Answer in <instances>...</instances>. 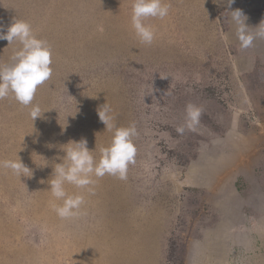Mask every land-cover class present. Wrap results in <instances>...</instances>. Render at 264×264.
I'll use <instances>...</instances> for the list:
<instances>
[{
	"label": "rangeland",
	"instance_id": "374dc122",
	"mask_svg": "<svg viewBox=\"0 0 264 264\" xmlns=\"http://www.w3.org/2000/svg\"><path fill=\"white\" fill-rule=\"evenodd\" d=\"M156 39L142 44L133 0H0V25L27 21L52 50V76L33 104L0 100V264H264V39L241 48L231 11L250 33L264 0H164ZM21 47L0 40V65ZM166 77V78H165ZM110 106L108 130L98 111ZM200 107L195 130L186 106ZM135 124L136 163L83 195L61 219L49 180L70 141L98 161L115 128ZM184 127L182 134L178 127Z\"/></svg>",
	"mask_w": 264,
	"mask_h": 264
},
{
	"label": "clouds",
	"instance_id": "9594fccd",
	"mask_svg": "<svg viewBox=\"0 0 264 264\" xmlns=\"http://www.w3.org/2000/svg\"><path fill=\"white\" fill-rule=\"evenodd\" d=\"M229 4L234 0H228ZM171 5L164 0H133L131 25L135 35L142 44L151 45L156 39V32L145 21L153 18L163 20L169 15ZM232 19L236 23V36L241 48L253 46L257 38L264 39V28L260 25L257 32L250 33L246 26V16L242 10L231 11ZM0 40L8 44L17 42L21 47L11 57L10 64L0 65V100L10 95L21 105L30 107L29 116L34 121L40 117L42 111L39 105L33 104L38 88L48 81L53 69L52 50L46 40L37 38L32 26L24 20L14 19L5 31L0 25ZM166 78V77H165ZM202 109L195 105L186 106V124L189 130H195L200 122ZM110 106L103 105L98 111L101 122L108 130L115 126L111 123ZM184 127H178L177 132L182 134ZM138 135L135 124L128 127L115 128L111 144L100 149V159L97 161L92 155L93 151L87 147V140L68 142L63 151L61 163H56L53 177L48 181L50 191L61 205H53V209L61 219H71L81 215L85 203L83 195H68L65 184H71L77 189L92 192L99 178L105 175L120 180L127 178L130 165L136 163L137 148L133 138ZM0 167L11 169L13 174L23 176L30 169L21 160L0 161Z\"/></svg>",
	"mask_w": 264,
	"mask_h": 264
}]
</instances>
